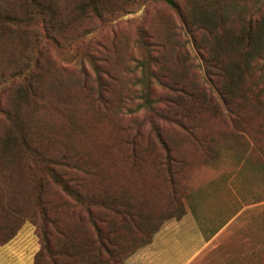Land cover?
Here are the masks:
<instances>
[{"label": "rangeland", "instance_id": "rangeland-1", "mask_svg": "<svg viewBox=\"0 0 264 264\" xmlns=\"http://www.w3.org/2000/svg\"><path fill=\"white\" fill-rule=\"evenodd\" d=\"M43 1L54 3L56 29L55 39L43 41L36 54L41 67L39 98L35 102L28 97L23 105L25 120L37 128L30 135L32 144L43 149L49 145L48 153H70L83 163L93 172L87 183L90 190L133 195L138 205L165 217L176 208L171 170L176 190L186 195L185 211L193 192L217 191L228 201L234 194L235 205L242 210L220 232L209 264H264V101L254 98L242 106L235 125L225 110L195 108L193 103H182L173 113L168 100L178 91L171 86L204 83L202 55L176 12L161 3L138 10L130 0H100L98 13L88 11L91 7L80 10V0ZM24 2L0 0L3 13L23 14ZM9 20H0V82L34 54L36 34L44 40L41 28L35 31L32 24L24 29ZM140 27L150 41L161 45L160 55L171 56L169 65L179 73L168 77L166 85L151 84L156 114L142 107L148 105L141 97V71L135 68L142 55L136 44ZM100 80L107 82L102 93ZM20 81L0 87L2 99L13 95ZM102 94L104 101H97ZM178 113L182 125L176 121ZM7 125L6 115L0 113V136ZM156 130L171 158L156 141ZM19 170L29 190L31 174L27 168ZM226 207L230 211V204ZM5 220L0 216V223ZM5 231L0 226V232ZM39 247L36 226L26 220L8 243L0 244V264H25Z\"/></svg>", "mask_w": 264, "mask_h": 264}, {"label": "trees", "instance_id": "trees-1", "mask_svg": "<svg viewBox=\"0 0 264 264\" xmlns=\"http://www.w3.org/2000/svg\"><path fill=\"white\" fill-rule=\"evenodd\" d=\"M80 1V10L91 7L88 11L100 12L97 5L100 0ZM130 3L138 5V10L161 3L176 12L202 55L204 83L171 86L170 90L178 91L168 100L173 104L168 106L173 108V113L182 103H193L195 108L225 110L235 125L242 106L254 98L264 101V67H260L264 65V0H253L251 4L247 0H130ZM24 5L23 14L3 13L4 6L0 3L1 21L10 19L9 22L24 29L33 24L35 31L41 28L44 37L39 41V34L35 35L37 50L27 56L17 72L0 82L3 90L10 82L21 80L9 98L2 99L0 94V113L8 120L0 136V183L10 191L0 187V216L6 219L0 223L6 228L0 232V244L8 243L24 222L30 220L36 226L40 243L33 264H128L127 259L151 243L166 221L184 216L186 195L176 190L171 170L176 208L172 215L165 217L163 212L153 213L138 205L133 195L90 190L87 183L93 172L83 163L70 153H48L49 145L43 149L32 144L30 135L37 128L25 120L23 105L27 104L28 97L35 102L39 98L37 76L41 67L36 54L40 53L43 41L55 39L56 11L53 2L43 0H26ZM148 38L145 28L140 27L136 44L142 55L135 68L141 71V97L148 105L142 103V107L156 114L151 84L166 85L168 77L179 73L169 65L171 56L160 55L161 45ZM52 85L59 90L55 83ZM98 85L101 93L106 91L103 88L107 82L100 80ZM98 100L104 101L103 94ZM175 117L182 125L179 113ZM155 138L171 158L170 148L158 130ZM193 138L198 142V137ZM20 168H27L31 174L29 190L22 184Z\"/></svg>", "mask_w": 264, "mask_h": 264}, {"label": "crops", "instance_id": "crops-1", "mask_svg": "<svg viewBox=\"0 0 264 264\" xmlns=\"http://www.w3.org/2000/svg\"><path fill=\"white\" fill-rule=\"evenodd\" d=\"M226 196L217 191L190 194L184 216L166 221L155 233L152 242L132 254L127 263L209 264L220 232L242 210L235 205L237 196L230 195L229 201ZM227 204H230V211ZM200 259L202 262L197 263ZM33 260L34 255L25 264H33Z\"/></svg>", "mask_w": 264, "mask_h": 264}]
</instances>
